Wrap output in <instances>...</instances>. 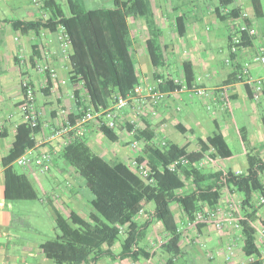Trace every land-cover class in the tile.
<instances>
[{"label":"crops","instance_id":"crops-1","mask_svg":"<svg viewBox=\"0 0 264 264\" xmlns=\"http://www.w3.org/2000/svg\"><path fill=\"white\" fill-rule=\"evenodd\" d=\"M104 1L113 2V0ZM198 1L191 0L192 10L185 12L181 5H174L171 0H150L152 12L149 18L140 17L128 20L133 37L131 55L141 82L147 85H157L158 82L155 80L156 75L146 46L147 39L156 29L160 32L165 57L162 71L157 72L163 78L172 79L175 83L181 84L182 88L171 92L156 108L157 116L151 114L150 106H143L134 101L133 110L127 109L119 115L116 130L120 140L116 142L118 146L114 150L105 142L106 139L98 131L96 123L89 124L79 135L71 132L52 138L55 131L66 126L69 116L76 115L78 112L70 79L72 70L70 51L64 49L61 40L64 30L61 27L56 31L41 28L38 32L31 31L23 34L13 29L12 23L15 20L49 19L52 13L44 8L43 0L26 1L16 12L13 10L16 16L7 15V11L0 5V261L3 264H50L41 250L44 242L18 237L15 240L6 229L9 221L7 208L9 201H6L4 197L2 160L11 152L17 127L23 123L20 111L23 78H27L37 90L35 106L40 115V130L35 134V147L30 152H26L32 163H36L35 166H39L37 161L42 159L51 164V167L66 173L69 165L62 161V150L70 141L79 136L84 137L90 149L104 159L109 161L115 157L129 163L131 159L142 154L144 149L143 144L139 150H133L128 145V142L134 140V136L129 132L127 124H131L133 120L136 121L137 129H142L146 123H149L159 144L168 140L182 147L187 146L190 152H194L199 149V140L220 132L233 152L232 157L224 160L235 159L232 143L236 139L241 140L246 161L248 153H260L264 157V128L261 122L264 114V93L255 100L252 88L235 80L232 76L235 71L240 73L246 63L249 64L250 73L254 78L264 76V65L254 61L257 49L264 44V23L260 21L262 16H254L249 0H234L232 7L224 8L225 13L231 8H239L242 13H247L257 30L253 47L240 50L238 56L231 63H227L230 58L229 38L235 33L238 22L232 19L220 20L215 13L217 6L208 9L207 13L201 11ZM82 3L86 8L85 2ZM63 11L66 13L64 9ZM178 18H185L186 34L184 37L178 34ZM211 21H214L216 27L213 32L208 25ZM217 30L223 33L221 35L226 43L225 50L221 47L218 51L212 49L211 44L220 40ZM186 61L193 64L196 76L192 88H201L213 93V96L209 98L198 99L207 109L209 105L216 107V118L213 119L214 130L212 134L206 132L203 137L198 136L192 128L195 123L202 131L206 130L205 123L194 115L197 101L190 89L184 85L182 65ZM42 67L53 69L56 75L52 77L50 74H41L39 69ZM226 81L229 84H225ZM49 86L50 88L47 89ZM136 109L137 111L140 109L141 112L138 113ZM235 119L242 125L237 126ZM242 129H245L247 133L246 143L242 140ZM173 130L181 133L180 142H175L170 138L169 133L172 135ZM189 134L192 135L191 139L188 138ZM220 160L223 159L206 157L202 160L205 163L202 169L206 172H228L230 170L236 172L245 171L247 168L246 166L243 170L231 164L221 166ZM15 166H17L16 163ZM32 172L31 165L24 171L28 177ZM71 175L70 179L65 178L64 182H60L58 188L50 196L45 189L43 190L45 195L48 194L46 199H49L53 207L52 217L56 222L58 214L69 217L71 213H76L88 221H93L97 214L90 204L92 194L75 170L71 171ZM192 189L193 187L188 183L186 190ZM87 191L90 195L85 198ZM238 196L241 197L239 193L225 189L222 201L217 206L227 207V201H233L234 197ZM154 208L153 203L145 205L143 213L137 216V220L145 223L151 217ZM172 209L183 233L180 244L182 255L174 259L175 264H179L183 256L187 257V262L184 260V264H248L250 262V257L246 256L242 249L243 240L232 228L226 227L225 230L220 231L210 222L201 224V228L189 227L181 209L177 205ZM206 209L212 208L206 207ZM262 217L261 221H264V215ZM167 238L168 235L164 232L161 223L154 221L141 245L152 254L149 260L141 259L133 262L129 259H121L119 257L121 250L113 249L117 258H102L95 264H166L170 256L164 251L162 244ZM231 246L234 248V256L229 261L227 255L228 248Z\"/></svg>","mask_w":264,"mask_h":264},{"label":"trees","instance_id":"trees-1","mask_svg":"<svg viewBox=\"0 0 264 264\" xmlns=\"http://www.w3.org/2000/svg\"><path fill=\"white\" fill-rule=\"evenodd\" d=\"M263 1L249 0L255 17L263 15ZM43 3L44 8L52 13L49 19L15 20L12 26L15 31L23 34L38 32L41 28L56 31L59 27L67 34L71 44L70 79L78 110L76 115L69 116L71 125L83 117L88 109L97 113L109 109L117 96H126L142 83L131 55L133 37L128 20L149 18L152 12L150 0H113L112 8L92 10H87L80 0H67L69 14L63 11L57 0H43ZM233 3L234 0H219L215 13L220 20L235 21L240 18L242 12L239 8L224 12V8ZM184 22L185 18L177 19L180 37L186 34ZM245 23L252 25V18L246 19ZM255 36L243 34L241 48L253 47ZM146 46L156 75L155 80L161 81L157 85L158 89L163 93L180 90L181 84L165 79L157 72L165 63L158 30L151 33ZM182 69L184 85L191 90L196 78L193 64L186 61ZM241 74L242 70L240 73L235 71L232 76L242 82L239 78ZM225 84H229L228 81ZM49 88L50 86L47 87ZM261 122L264 128V114ZM150 126L146 123L144 128L137 129L132 124H127L134 139L144 145L143 153L136 159L147 165L151 173L150 181L143 180L129 163L115 157L108 161L97 155L82 136L64 147L61 158L75 170L92 194L90 204L97 216L93 221H88L76 213H71L69 217L57 215L58 233L41 245L50 264H95L102 258H117L113 249L121 236V259L133 262L149 260L152 254L141 245L154 221L160 222L168 235L162 244V248L170 256L166 264H175L174 259L182 255L180 244L183 233L172 206L176 204L181 209L187 222H194L199 211L206 207L215 208L222 201L225 189L237 192L242 197L243 219L240 224L243 252L248 257L259 256L255 223L260 221L259 208L263 206L256 207L254 198L264 192V157L260 153H248L247 168L241 175L232 170L206 172L196 166L206 157L224 160L233 156L220 132L199 140V149L190 152L187 146L182 147L168 140L164 146H160ZM39 130L40 119L35 128L27 123H21L17 127L12 150L2 160L6 201L40 200L39 192L27 174L19 172L15 166L20 157L35 147L33 134H37ZM98 131L110 142L120 140L116 128L98 124ZM241 136L246 143L248 138L245 129L241 130ZM181 158L188 159L190 166L171 172L170 165ZM188 182L193 187L190 191L186 190ZM149 203L154 204V212L145 223H140L137 216ZM261 223L264 225V221ZM196 226L201 228L202 225ZM248 264H264V261L254 260Z\"/></svg>","mask_w":264,"mask_h":264},{"label":"built area","instance_id":"built-area-1","mask_svg":"<svg viewBox=\"0 0 264 264\" xmlns=\"http://www.w3.org/2000/svg\"><path fill=\"white\" fill-rule=\"evenodd\" d=\"M229 11H227L228 13ZM249 19V15L247 13H242L238 22V27L234 34L231 36V48H230V58L227 60V63H231L237 56L241 48L242 37L243 34L247 33L250 36H255L257 34V30L254 25H247L245 20ZM64 30V29H63ZM62 45L65 50L70 51L71 44L67 34L64 31V35L61 37ZM254 61L264 65V44L257 49L256 55L254 57ZM41 74H50L52 77L56 75L55 71L49 67H42L39 69ZM239 78L242 79V82L252 88L253 98L255 100L259 99L260 95L264 93V76L260 78H254L250 73L249 64H245L242 68V74L239 75ZM161 83V81L157 82V85ZM157 85H147L141 83L136 86L134 91L130 92L126 96L119 95L115 98L114 104L107 110L102 112H94L92 109H88L86 114L78 119L74 125H71L69 121H67L66 126L63 129L57 130L52 134V138H56L63 134L67 133H76L79 135L84 132L85 128L91 124H105V126L115 129L119 122V115L121 112L127 109L133 108L134 101L138 102L143 106H150L151 114L153 116H157L156 108L165 100V98L171 93H163L161 92ZM22 88V100L20 102V111L23 118V123H27L30 127L35 128L38 125L39 120V112L36 109V93L37 90L35 86L27 79L23 78L21 81ZM191 94L194 97L199 98H209L213 96V93L201 88H192ZM176 92V91H175ZM132 124H134L132 122ZM135 128L136 125H135ZM33 139L35 140V135L33 134ZM139 142L134 140L131 143V148L133 150H139ZM165 141L160 143V146H164ZM30 152V150H28ZM27 151V152H28ZM38 165L41 167L42 172H49L50 167L47 165L45 161L39 159ZM16 165L20 168L27 170L32 160L26 153L22 157H20L16 162ZM204 161L198 162L196 164L197 167L202 168L204 166ZM130 167L145 181H150V171L145 163H140L136 157L131 159L129 162ZM190 166V162L186 158H181L175 161L172 165H170L169 170L171 172L181 171L183 167ZM237 175L243 174V171H236ZM264 181V175H263ZM189 183V182H188ZM190 184V183H189ZM235 200L227 201V207L212 209H205L199 211L196 214V218L194 222H186L189 227L196 226L197 224L204 223H212L217 230L223 231L226 227H230L241 236L242 226L240 224L242 216V197L238 196L234 198ZM256 207L263 206L264 207V192L258 194L254 198ZM141 211L139 214H142ZM256 227V239L258 246L260 249V254L258 257H250V262L254 260L264 261V225L261 222L255 223ZM233 246L228 248L227 259L230 261L234 256Z\"/></svg>","mask_w":264,"mask_h":264},{"label":"rangeland","instance_id":"rangeland-1","mask_svg":"<svg viewBox=\"0 0 264 264\" xmlns=\"http://www.w3.org/2000/svg\"><path fill=\"white\" fill-rule=\"evenodd\" d=\"M26 1L28 0H0V5L3 7L4 10L7 11V15L16 16L15 14L16 10L21 5H23ZM58 2L62 5L66 13L69 14L67 1L58 0ZM82 2H85L84 4H86V8L88 9L99 8V7H108V8L113 7L112 1L110 3H107L104 0H82ZM171 3L174 5L176 4L181 5L184 8L185 12L192 10L191 0H171ZM218 5H219V0H199L198 1L199 9L205 13H207L208 9L210 8L213 9L215 6H218ZM13 10H15V12ZM212 20H214L213 17H212ZM260 21L264 23V1H263V15H262V18H260ZM208 25L212 29V32L216 30L214 21L208 22ZM218 34H219L218 37L220 38V40L213 42L211 44V46L213 47L212 49L214 51L220 50V47L222 49L224 48L225 50V46H226L225 41L222 40L221 34L223 33H221V31H218ZM221 57H223V55H221ZM162 69H163V66L159 68L160 71H162ZM194 99L197 101L196 103L197 106H195L194 115L196 116L198 120L205 123L206 130L202 131L201 129H199V127L195 123L192 125L193 126L192 128L195 130L196 134L200 137H203L206 132H208L209 134H212L211 132L212 130H214L213 119L216 118V115H215L216 107H214V105H209V109H207L206 106H204L203 104L200 103V101H198L199 97H195ZM133 109L134 108H131L129 110H133ZM137 112L140 113L141 112L140 109H138ZM133 118L136 119V117H133ZM135 122L136 121L133 120L134 124L132 123L131 124L135 126L136 125ZM235 122L237 126L242 125V123H238V120L236 119H235ZM176 131L173 130L172 135L169 133L170 138L175 142H180L179 139L181 138V133L178 131L176 132ZM191 137L192 135L189 134L188 138L191 139ZM105 139H106L105 142L111 146L112 150H114V148L118 146V144L110 142L107 138ZM134 140H132L130 143L128 142V145L130 147H131V143ZM139 144H140L139 147H141L142 144L141 143ZM232 145H233V151L236 155L235 159L220 160L221 161L220 165L226 166L228 164H231V166L233 167L242 168L244 170L247 166V161L242 151L243 148H242L241 140L236 139V141H234ZM62 161L64 162L63 159ZM216 163H219V162H216ZM34 164L36 163L33 162L31 164L33 168V172L29 173V176H30L29 178L34 183V186L38 190L40 200L7 202V205H8L7 208L9 212L8 213L9 221L7 223L8 226L6 229H7V232L10 233L12 237H14L15 240L17 239L16 237H18L20 239H25V240L29 239L35 242H45L47 240L53 239L58 233L56 229L55 219L52 217L53 207L49 203V199H46V197L48 196V194L50 196L51 193L55 189L58 188V186L60 185V182H64L65 178L70 179L72 177L71 171H74V170L72 167L68 166V168L66 169V173H65L63 171H59L57 168L51 167V164L47 163L51 171L42 173L41 168L39 166H35ZM16 169L19 172H23V173L24 171H26L25 169L17 167V166H16ZM44 189L48 192V194L45 195L43 191ZM89 195H90L89 191H87L84 197L87 198ZM173 206H176V204H174ZM263 215H264V207L259 208V217H260L259 222H261ZM122 240H123V237L121 236L119 238V241L116 244L117 246L115 245L114 250L116 251L121 250L120 245H121ZM184 260H186L185 262H187L186 256L182 257V260L179 264H184ZM0 264H3V263L0 261Z\"/></svg>","mask_w":264,"mask_h":264}]
</instances>
